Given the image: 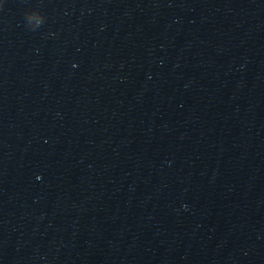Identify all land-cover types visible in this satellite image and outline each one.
I'll return each instance as SVG.
<instances>
[{"label":"water","instance_id":"water-1","mask_svg":"<svg viewBox=\"0 0 264 264\" xmlns=\"http://www.w3.org/2000/svg\"><path fill=\"white\" fill-rule=\"evenodd\" d=\"M0 264H264V0H0Z\"/></svg>","mask_w":264,"mask_h":264}]
</instances>
